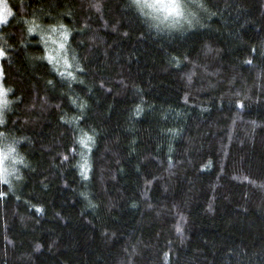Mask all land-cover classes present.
<instances>
[{
  "label": "trees",
  "instance_id": "obj_1",
  "mask_svg": "<svg viewBox=\"0 0 264 264\" xmlns=\"http://www.w3.org/2000/svg\"><path fill=\"white\" fill-rule=\"evenodd\" d=\"M3 1L0 128L30 164L0 264H264V0H186L166 34L130 0Z\"/></svg>",
  "mask_w": 264,
  "mask_h": 264
},
{
  "label": "clouds",
  "instance_id": "obj_2",
  "mask_svg": "<svg viewBox=\"0 0 264 264\" xmlns=\"http://www.w3.org/2000/svg\"><path fill=\"white\" fill-rule=\"evenodd\" d=\"M131 7L141 20L156 34L179 31L192 25L194 13L188 11L189 5L184 0H130ZM10 92L11 89H6ZM13 99L5 96L0 99V125L11 111ZM28 140L26 135H15L0 128V183L12 190L23 178V169L30 161L21 151L20 145Z\"/></svg>",
  "mask_w": 264,
  "mask_h": 264
},
{
  "label": "snow or ice",
  "instance_id": "obj_3",
  "mask_svg": "<svg viewBox=\"0 0 264 264\" xmlns=\"http://www.w3.org/2000/svg\"><path fill=\"white\" fill-rule=\"evenodd\" d=\"M3 8H4V15L0 16V23H6L7 22V17L10 16L11 10L8 8L7 3H3ZM29 31H33L32 28H29ZM61 47H63V45H61ZM3 53L0 52V55H2ZM65 63H67V61H65ZM69 75H71V73H69ZM7 90L3 89L2 86H0V96H2ZM85 140H91V137L87 135V133L84 134V137L80 138L79 142L81 144H85ZM85 147H87V145L85 144ZM87 161L85 160V163L81 165L82 171L84 172V174H87V167H86ZM179 231V229H177Z\"/></svg>",
  "mask_w": 264,
  "mask_h": 264
},
{
  "label": "rangeland",
  "instance_id": "obj_4",
  "mask_svg": "<svg viewBox=\"0 0 264 264\" xmlns=\"http://www.w3.org/2000/svg\"><path fill=\"white\" fill-rule=\"evenodd\" d=\"M184 2L187 4V1L184 0ZM3 3H5L3 0H0V16L4 15V8H3ZM11 16V15H10ZM10 16L7 17V21L8 19L10 18ZM5 24V23H0V27ZM59 49V52H62L60 47H58ZM0 52L3 53V50L0 48ZM2 58H3V54L0 55V86H2L3 89H6L3 85V82H2ZM56 59H58V57H56ZM61 61V60H60ZM7 96V91L2 95L0 96V99H2L3 97Z\"/></svg>",
  "mask_w": 264,
  "mask_h": 264
}]
</instances>
